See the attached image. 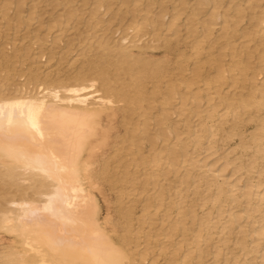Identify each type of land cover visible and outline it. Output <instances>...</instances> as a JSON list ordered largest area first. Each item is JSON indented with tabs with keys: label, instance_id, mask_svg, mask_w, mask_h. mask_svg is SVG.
Returning <instances> with one entry per match:
<instances>
[{
	"label": "bare ground",
	"instance_id": "1",
	"mask_svg": "<svg viewBox=\"0 0 264 264\" xmlns=\"http://www.w3.org/2000/svg\"><path fill=\"white\" fill-rule=\"evenodd\" d=\"M44 1L0 5V264H264V163L208 158L264 109V2L57 0L25 42ZM99 149L116 200L139 201L121 227L100 216Z\"/></svg>",
	"mask_w": 264,
	"mask_h": 264
},
{
	"label": "rangeland",
	"instance_id": "2",
	"mask_svg": "<svg viewBox=\"0 0 264 264\" xmlns=\"http://www.w3.org/2000/svg\"><path fill=\"white\" fill-rule=\"evenodd\" d=\"M14 1L16 0H11V7L9 8V15L11 17H17L18 15H23L24 18H26L28 16V10H27V4L29 3L30 0H23L22 6L19 8H15L14 6ZM41 4L42 2H45L44 0H40ZM50 4L46 5V6H42L40 4V6L38 7V9L33 10L29 13V16H35L36 14H38L40 9L44 10V13L40 16V18L38 20H36L34 23H31L27 29H23L19 32V38H23L22 40H24L25 42H28L29 40H33V36L36 32L38 33H46L47 32V28L46 26V22L50 20V18H52V11H53V4L55 1L57 0H48ZM4 2V0H0V5ZM28 2V3H27ZM259 2V4L263 3L264 0H259L257 1ZM27 3V4H26ZM88 4H95V2L93 0L89 1L87 3ZM27 12V13H26ZM85 16L83 15V17H81V19H84ZM3 24V22H0V25ZM12 27V25H11ZM84 29L79 30L78 34L79 35H83L84 34ZM10 32L13 31V28H11L9 30ZM48 34H50L49 36L52 37L55 33H51L49 32ZM12 36V35H11ZM71 35L67 34L66 38L69 37ZM49 37V38H50ZM2 39L4 40H10L9 42H11V38H10V34L4 36ZM20 40V39H19ZM21 40V41H22ZM17 41V40H16ZM8 43V41H7ZM9 44V43H8ZM82 49H78L75 50L70 56L69 58H74L76 55H79L81 59H79V62H81L83 59L86 60L87 58H84L82 54H78V52H80ZM35 50L32 49V51H30V53L34 52ZM89 53V52H88ZM82 56V57H81ZM77 61L76 64L79 63ZM255 112H257L259 116V119L253 120L251 122L248 123L247 127L244 129L246 130V132H243L242 134H236L234 136H232L230 139H226V141L223 142H219L218 144H215L213 149L215 147H218L220 149H223L228 152V155L231 157L237 156L239 160L244 161V163L247 161H249L250 159L253 160L251 157L249 159H247L246 157L248 156H254L257 157L256 158V162H258L259 164H263L264 160H262L260 158L261 152H257L254 150V146L256 144H261L263 142V134H264V123L262 125V127H257L256 123H259L260 121H264V117L262 115H264V109L263 108H259L258 110H256ZM156 114H159L156 112ZM129 113L128 112H119L118 115L115 117V123L113 124V127L110 129L109 132V138H119L125 131L126 127L130 126L128 123L126 124L127 118ZM176 119L175 115H172L169 119L166 120L167 123H171L173 120ZM135 120V116H131L129 121L133 122ZM128 121V122H129ZM151 131H154L155 129L152 127ZM256 138V139H254ZM145 142L147 139H144ZM147 143V142H146ZM240 143L242 144V146H238L237 144ZM246 144L248 145V147H246ZM217 151L215 154H213L212 156H209L208 158H212L216 155L221 154L222 150ZM101 149H99L97 151L100 152ZM103 154L98 153L95 157H94V164H93V171H92V181L95 182V186H96V196L97 199L99 201V206H100V216L101 219L103 220L104 216L107 213H110L108 215H106L108 217V223H111L117 227H121V225L123 224V217L118 215L116 212V207L121 206V207H126L129 205H137L139 201L137 200H127L124 199L122 202H119L118 200H116V197L114 195V193L111 191V186L110 184L113 182L108 181L105 179V171H102V166H104L107 162L109 163H113V164H117L118 161L111 159V158H102ZM104 160H107L106 162H104ZM123 160H120V162ZM221 161V160H220ZM254 173H251V175H253ZM243 177L244 174H243ZM231 178H233V176H231ZM230 178V179H231ZM19 183V181H18ZM166 187V186H165ZM14 189V186H7L6 184L3 183V181L0 179V195L2 193H4L6 191V189ZM3 202V200H2ZM136 211L138 210V207L135 209ZM12 238V236L0 232V249L10 243V239Z\"/></svg>",
	"mask_w": 264,
	"mask_h": 264
}]
</instances>
